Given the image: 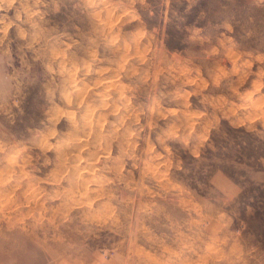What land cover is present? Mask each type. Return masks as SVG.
<instances>
[{
    "label": "rangeland",
    "instance_id": "374dc122",
    "mask_svg": "<svg viewBox=\"0 0 264 264\" xmlns=\"http://www.w3.org/2000/svg\"><path fill=\"white\" fill-rule=\"evenodd\" d=\"M0 264H264V0H0Z\"/></svg>",
    "mask_w": 264,
    "mask_h": 264
}]
</instances>
